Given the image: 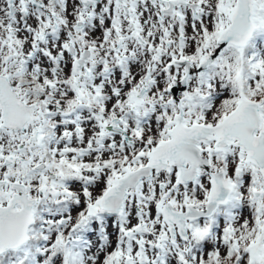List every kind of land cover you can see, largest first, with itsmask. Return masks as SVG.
I'll return each instance as SVG.
<instances>
[{
  "label": "snow or ice",
  "instance_id": "6c2138e0",
  "mask_svg": "<svg viewBox=\"0 0 264 264\" xmlns=\"http://www.w3.org/2000/svg\"><path fill=\"white\" fill-rule=\"evenodd\" d=\"M0 264H264V0H0Z\"/></svg>",
  "mask_w": 264,
  "mask_h": 264
}]
</instances>
